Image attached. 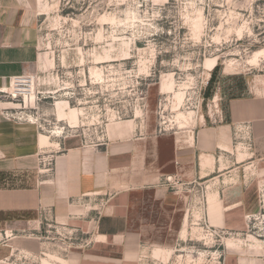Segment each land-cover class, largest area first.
I'll return each mask as SVG.
<instances>
[{
  "label": "rangeland",
  "instance_id": "rangeland-1",
  "mask_svg": "<svg viewBox=\"0 0 264 264\" xmlns=\"http://www.w3.org/2000/svg\"><path fill=\"white\" fill-rule=\"evenodd\" d=\"M37 14L42 62L10 80L0 103L50 136L53 150L69 136L97 141L118 130L152 143L219 125L228 102L264 75V0H38ZM246 148H236L240 160ZM249 166L176 185L178 204L152 219L163 229L145 235L135 264H264V172ZM235 182L253 184L262 202L242 232L215 226L218 192ZM98 199L82 204L83 216L99 212ZM10 226H0V264H96L87 231L49 211Z\"/></svg>",
  "mask_w": 264,
  "mask_h": 264
},
{
  "label": "crops",
  "instance_id": "crops-1",
  "mask_svg": "<svg viewBox=\"0 0 264 264\" xmlns=\"http://www.w3.org/2000/svg\"><path fill=\"white\" fill-rule=\"evenodd\" d=\"M37 7L38 0H0L1 89L7 91L10 80L33 74L42 62ZM10 85L13 92L15 86ZM249 91L248 97L228 102L219 125L177 135L160 133L152 143L135 132L118 130L105 132L97 141L69 136L59 139L57 150L50 136L34 124L10 118L11 108L0 103V215L11 218L0 226L37 223L40 214L49 211L57 221L87 231L91 261L135 264L145 235L163 229L152 219L170 216L178 204L176 185H203L246 159L249 168L264 172V75ZM243 123L251 127L253 146L240 160L234 127ZM49 157L51 167L43 168L40 162ZM248 185L245 189L243 182H235L218 192L222 212L213 194L215 210L221 212L215 226L242 232L245 219L261 211L258 192ZM96 197L99 212L83 216L82 204Z\"/></svg>",
  "mask_w": 264,
  "mask_h": 264
},
{
  "label": "built area",
  "instance_id": "built-area-1",
  "mask_svg": "<svg viewBox=\"0 0 264 264\" xmlns=\"http://www.w3.org/2000/svg\"><path fill=\"white\" fill-rule=\"evenodd\" d=\"M23 77L16 78L14 80H21ZM7 91L0 88V100L7 97ZM241 139L245 144L243 143H237L238 140ZM234 141L236 142V148L238 145H246L249 151L252 149L253 146V139L251 136V127L249 124H237L234 127ZM156 264V263H155Z\"/></svg>",
  "mask_w": 264,
  "mask_h": 264
},
{
  "label": "bare ground",
  "instance_id": "bare-ground-1",
  "mask_svg": "<svg viewBox=\"0 0 264 264\" xmlns=\"http://www.w3.org/2000/svg\"><path fill=\"white\" fill-rule=\"evenodd\" d=\"M15 81V80H14ZM34 85V84H33ZM32 92H34V91H32Z\"/></svg>",
  "mask_w": 264,
  "mask_h": 264
}]
</instances>
